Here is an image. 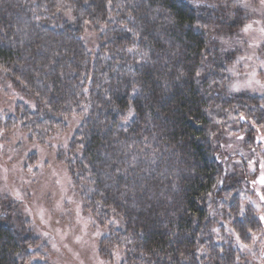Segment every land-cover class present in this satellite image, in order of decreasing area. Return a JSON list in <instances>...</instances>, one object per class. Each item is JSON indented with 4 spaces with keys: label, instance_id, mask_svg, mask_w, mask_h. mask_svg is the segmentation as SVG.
Segmentation results:
<instances>
[{
    "label": "trees",
    "instance_id": "trees-1",
    "mask_svg": "<svg viewBox=\"0 0 264 264\" xmlns=\"http://www.w3.org/2000/svg\"><path fill=\"white\" fill-rule=\"evenodd\" d=\"M260 15L238 0H0V116L20 147L72 129L56 157L105 259L255 264L264 94L231 84ZM152 90L163 103H144ZM46 243L0 193V264H48Z\"/></svg>",
    "mask_w": 264,
    "mask_h": 264
},
{
    "label": "rangeland",
    "instance_id": "rangeland-1",
    "mask_svg": "<svg viewBox=\"0 0 264 264\" xmlns=\"http://www.w3.org/2000/svg\"><path fill=\"white\" fill-rule=\"evenodd\" d=\"M260 14L244 24L252 27L248 32L242 31L246 42L232 72V90L264 94V33L260 31L264 28V12ZM10 105L9 98L0 89V113ZM0 127V193L20 202L35 232L46 239L48 264H119V256L107 260L100 254L99 242L105 231L83 211L71 188L67 169L56 157L72 129H68L64 138L20 147L16 143L22 142L23 135L7 133L5 114L0 116ZM258 132L260 140L254 161L257 157L260 168L253 162L247 164L248 175L255 178L252 185L257 194L252 199L258 220L249 246L253 249L255 264H264V220L260 219L264 215V200L260 198L264 195V184L259 182L264 176V126ZM29 154L33 158L28 161Z\"/></svg>",
    "mask_w": 264,
    "mask_h": 264
},
{
    "label": "clouds",
    "instance_id": "clouds-1",
    "mask_svg": "<svg viewBox=\"0 0 264 264\" xmlns=\"http://www.w3.org/2000/svg\"><path fill=\"white\" fill-rule=\"evenodd\" d=\"M245 8H252L253 10H260L261 12H264V4H261L260 0H250V2L247 3V6ZM143 101L145 104L159 105L163 103L164 97L160 91L152 90L143 97Z\"/></svg>",
    "mask_w": 264,
    "mask_h": 264
},
{
    "label": "snow or ice",
    "instance_id": "snow-or-ice-1",
    "mask_svg": "<svg viewBox=\"0 0 264 264\" xmlns=\"http://www.w3.org/2000/svg\"><path fill=\"white\" fill-rule=\"evenodd\" d=\"M238 2L242 3V6H244V7L247 6V0H238ZM260 2H261V4H264V0H260ZM251 27H252L251 24H246L244 26V28L241 29V31L248 32L251 29ZM260 31H261V33H264V28L260 29ZM129 51H132V49H129ZM145 55H146V53H145ZM229 70L231 71V69H229ZM197 74H199V73H197ZM257 83H259V81H257ZM133 91H136V89L133 88ZM134 112H135V109L132 108L131 106H129V108L127 109V114H126V116L123 117V119L126 120V121L130 120L133 117ZM259 182L261 184H264V176L260 177ZM260 198L262 200H264V195H262ZM113 211H115V209H113ZM260 219L264 220V215H262L260 217ZM250 231H251V229H246L245 235H247V232H250ZM237 238L239 239V236ZM244 247H248V245H244Z\"/></svg>",
    "mask_w": 264,
    "mask_h": 264
},
{
    "label": "water",
    "instance_id": "water-1",
    "mask_svg": "<svg viewBox=\"0 0 264 264\" xmlns=\"http://www.w3.org/2000/svg\"><path fill=\"white\" fill-rule=\"evenodd\" d=\"M263 226H264V223H263Z\"/></svg>",
    "mask_w": 264,
    "mask_h": 264
}]
</instances>
